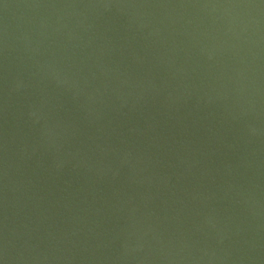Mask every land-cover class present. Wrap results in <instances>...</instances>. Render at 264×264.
I'll return each instance as SVG.
<instances>
[{"label": "water", "instance_id": "1", "mask_svg": "<svg viewBox=\"0 0 264 264\" xmlns=\"http://www.w3.org/2000/svg\"><path fill=\"white\" fill-rule=\"evenodd\" d=\"M0 264H264V0H0Z\"/></svg>", "mask_w": 264, "mask_h": 264}]
</instances>
